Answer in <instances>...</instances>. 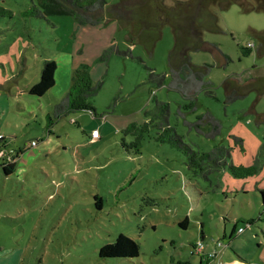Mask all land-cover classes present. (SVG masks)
I'll list each match as a JSON object with an SVG mask.
<instances>
[{
    "label": "rangeland",
    "instance_id": "obj_1",
    "mask_svg": "<svg viewBox=\"0 0 264 264\" xmlns=\"http://www.w3.org/2000/svg\"><path fill=\"white\" fill-rule=\"evenodd\" d=\"M120 1L107 3L111 7ZM29 5L31 0H0L1 7L13 11L0 14V54L21 51L28 59L26 77L13 95L21 96L19 92L31 79L39 77L46 59L58 63V83L51 92L55 99L66 96L74 72L82 67L103 87L91 100L96 117L82 113L58 122L52 131L59 134L55 146L44 144L46 134L32 128L28 117L13 112L2 125L13 144L11 149L21 150L32 140L40 145L25 152L9 177L0 170V264H201V255L192 254L199 242L205 243L203 255L215 253L210 263L203 260L202 264H232L235 260L264 264V205L256 189V184L264 183V157L260 173L246 180L250 190L245 194L241 189L246 181L234 179L228 171L236 185L226 182L225 172L211 182L194 177L181 152L155 142L166 120L155 116L149 122L157 112V103H167L170 125L196 150L208 152L222 145L231 152L229 164L253 163L264 144V96L251 92L226 104L223 83L228 77L245 82L263 76L264 57L254 49L245 57L242 48L249 43L258 46L254 34L264 31V12H244L237 4L217 10L222 33H205L204 39L219 46L232 61L224 66L222 59L210 52L192 54L195 64L214 65L208 80L216 98L202 93L198 109L186 114L184 108L181 115L179 108L186 102L168 89L169 56L175 46L170 26L162 30L150 53L132 35L131 25L111 15L109 8L99 26H81L69 16L47 20L24 17L22 12ZM150 70L165 75L163 86L149 81ZM45 111L37 113L42 124ZM207 111L223 125L215 139L186 124ZM143 123L149 124L150 132L142 131L141 152L137 154L130 146L137 139L125 131L132 124ZM93 128L100 130V142L86 137L84 131L91 133ZM236 138L245 146L237 145ZM95 196L102 200L100 208ZM186 218L189 223L183 229L179 224ZM249 220L256 223L247 225ZM242 222L237 228L242 227L243 232L231 240L223 238L225 231L229 237L234 225ZM121 234L140 245V256L101 258V248ZM218 241L223 247L217 248Z\"/></svg>",
    "mask_w": 264,
    "mask_h": 264
},
{
    "label": "trees",
    "instance_id": "obj_2",
    "mask_svg": "<svg viewBox=\"0 0 264 264\" xmlns=\"http://www.w3.org/2000/svg\"><path fill=\"white\" fill-rule=\"evenodd\" d=\"M7 1V0H3ZM237 4L244 12H264V0H121L118 4L109 7L107 0H31V6L22 12L24 17L47 20L52 16L73 17L81 26H99L100 19L106 9L118 19L126 20L131 25V33L134 37L146 45L147 51L152 53L155 45L162 37V30L166 26L172 28L175 46L169 56L170 83L168 89L180 94L181 102L186 104L180 106L179 114L192 113L198 109V98L202 93L209 97L216 98L213 85L208 80L214 65L207 63L195 64L192 54L199 52H210L215 57L222 59L224 66L231 63V58L226 55L219 46L205 41V33L220 34L222 29L219 26L217 10L224 11L232 5ZM13 14L10 9L0 6V14ZM254 38L258 42L256 47L247 44L242 48L243 56H249L253 49L260 57H264V31L256 32ZM58 63L55 60L46 59L40 73L39 81L33 85L29 94L34 97H44L56 85V73ZM165 75H160L150 70L149 81L163 86ZM103 83L95 82L87 67L77 69L72 77V85L67 95L62 98L47 114L48 128L69 116L89 113L96 117L97 113L91 104V100L102 90ZM226 104L234 103L244 99L251 92H256L259 98L264 96V74L263 76L242 82L239 77H228L224 81ZM184 108L187 112H183ZM156 113L153 118L149 117V122L154 121V117L161 116L166 120L161 123V133L156 137L158 144H167L181 152L186 158V166L195 177L203 178L204 181L211 182V179L219 177L225 171L238 181H246L256 177L263 169L260 163L264 157V144L260 148L254 162L249 167L235 166L228 161L231 159L230 150L222 145L215 146L211 151L203 152L196 150L188 144L185 138L179 135L175 127L168 121L170 106L167 103H157ZM151 112H147L149 115ZM159 114V115H158ZM260 118L258 121L260 123ZM191 130L195 129L199 134L208 139H215L221 134L222 122L213 113L207 111L205 114L197 115L195 122L190 123ZM142 131L150 132L149 124H132L125 133L131 134L135 139L130 146L136 148V153L140 154L142 147ZM3 136V135H2ZM4 137V136H3ZM5 139V138H4ZM2 139H0V142ZM237 145L243 146V141L236 138ZM17 162V161H16ZM16 162L6 166L0 165L5 177H9L16 171ZM134 179L131 180V182ZM264 204V191H261ZM96 206L100 208L101 198L95 196ZM230 221V218H224ZM188 218L182 221L179 226L187 229ZM255 220H249L247 225L255 224ZM236 223L229 235L224 232V239L231 240L234 235L240 234L243 229ZM244 231V229H243ZM202 239L204 235L202 234ZM222 242H217L218 244ZM223 247V244H222ZM141 253L140 245L133 239L119 235L115 242L103 246L100 250V257L103 259H129L139 257ZM201 255L200 261L205 260V256L197 251V246L193 248L192 254ZM172 264H190L189 262L178 261ZM202 264V263H201Z\"/></svg>",
    "mask_w": 264,
    "mask_h": 264
},
{
    "label": "crops",
    "instance_id": "obj_3",
    "mask_svg": "<svg viewBox=\"0 0 264 264\" xmlns=\"http://www.w3.org/2000/svg\"><path fill=\"white\" fill-rule=\"evenodd\" d=\"M25 57H26L25 53H21V51L20 52H18V51L14 52L11 50L10 53L0 54V135L4 136V138H5L4 140L6 143L8 142L7 145L9 147H10V145L13 146V144L7 140V136L4 135V133L2 131V125L4 123L7 124V121L12 118L13 112H14L17 115H21V117H23V118L28 117L30 119V122H32L31 123L32 128L38 127L44 134H46L47 138H46V140H44V142H45L44 144H46V145L48 144L49 146H51V145L55 146V145H57V143L59 141L58 140L59 134L57 132L55 134L52 131L54 128H56L57 123L60 121H63L64 119L58 121L54 127L48 128L47 114L52 109V107L54 105H56L62 99V98H60V99L54 98L53 94L51 93L52 89H54V88H52L44 97L39 98V97L31 96L29 94V90L33 85H35L39 81V79H40V74H39L38 78H32L30 83L28 85H26L25 89H23L22 92H19V94L21 93V96L15 97L13 95V91L16 90V86H18L19 82H21V80H23V78L26 77L24 71L26 70L28 59H26ZM9 71L11 72L12 75L9 73ZM16 71H18V73ZM40 73H41V70H40ZM56 77H57V73H56ZM57 80L58 79L56 78V84L58 83ZM11 86H12V88H10ZM68 92H69V90H68ZM45 100H48L50 102L46 103ZM36 104H38V105H36ZM45 108H46V111L44 113L45 114V123L42 124L41 122L37 121V119H38L37 113L38 112L42 113ZM19 119H22V118H19ZM15 121L16 120H14V122ZM75 122L78 123L77 119ZM13 128L15 129L14 126H13ZM94 130H98V128H93L91 133ZM84 132H85L86 137H88L91 141V133H87L86 131H84ZM99 133H100V138L95 140L98 142L101 141L100 130H99ZM32 141H35V140H32ZM40 141H42V140H40ZM87 141H89V140H87ZM37 142L38 143L36 146H34V148L38 147L40 145L39 141H37ZM30 143L24 145V147L21 150L20 149L17 150L19 152V157H18V160L16 162V167H17L19 161L22 160V157L24 156L25 152L30 150ZM243 146H245L244 142H243ZM45 152L47 153V150H45L43 153H45ZM231 158H232V155H231ZM247 163L249 164L248 166H244V165H240V166L249 167L253 164V163H250V160H247ZM232 164L234 165V163H232ZM224 178H225L226 182L228 184H230L231 186L236 185V182H234V180H232L226 172L224 173ZM249 185H250V183L248 181H246L244 183V185L242 186V189H241L243 191V193L247 194L249 192V190H250ZM240 187H241V185H237V188H240ZM256 189H258L259 193L261 194V191H264V183L262 185H261V183L256 184ZM261 198H262V196H261ZM225 230H226V228H225ZM204 245H205V243H204ZM214 251H215V249H214ZM220 251H222V250H220ZM222 252L224 253V251H222ZM210 254L207 253L206 255H203V256H205V258H206L205 261L207 263H210V260H211L209 258ZM217 254H218V252H217ZM239 262L240 261L235 260V261H233L232 264H239Z\"/></svg>",
    "mask_w": 264,
    "mask_h": 264
},
{
    "label": "built area",
    "instance_id": "obj_4",
    "mask_svg": "<svg viewBox=\"0 0 264 264\" xmlns=\"http://www.w3.org/2000/svg\"><path fill=\"white\" fill-rule=\"evenodd\" d=\"M250 47H253V44H249ZM100 138V133L99 130H94L91 134V141L94 142L95 140ZM0 139H2L0 142V165H8V164H13L18 160L19 157V152L11 149L7 143L4 140V137L0 135ZM37 141H32L30 143V147H34L37 145ZM239 232H243V229H240ZM218 247H222V244L219 243ZM205 249V245L203 242H199L197 244V251L202 252ZM215 257V253H211L209 258L212 259Z\"/></svg>",
    "mask_w": 264,
    "mask_h": 264
}]
</instances>
